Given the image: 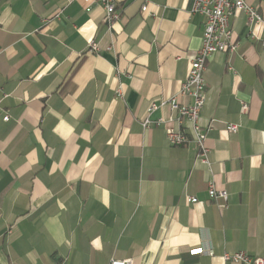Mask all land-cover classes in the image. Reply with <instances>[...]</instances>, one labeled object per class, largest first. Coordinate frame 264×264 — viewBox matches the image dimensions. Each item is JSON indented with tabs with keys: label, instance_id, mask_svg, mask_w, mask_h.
Instances as JSON below:
<instances>
[{
	"label": "crops",
	"instance_id": "obj_1",
	"mask_svg": "<svg viewBox=\"0 0 264 264\" xmlns=\"http://www.w3.org/2000/svg\"><path fill=\"white\" fill-rule=\"evenodd\" d=\"M147 1L142 12L144 0H116L109 28L98 0H0L2 264L264 257V29L238 11L236 49L206 62L207 166L195 145H170L164 125H141L151 103L179 90L204 17L193 0ZM246 2L264 18V0ZM209 181L226 201L209 199ZM199 246L213 255L190 253Z\"/></svg>",
	"mask_w": 264,
	"mask_h": 264
},
{
	"label": "built area",
	"instance_id": "obj_2",
	"mask_svg": "<svg viewBox=\"0 0 264 264\" xmlns=\"http://www.w3.org/2000/svg\"><path fill=\"white\" fill-rule=\"evenodd\" d=\"M71 1V0H68ZM91 2L94 0H83ZM104 11L103 22L111 28L119 19L120 13L116 8V0H98ZM148 1L144 0L141 11H147ZM191 12L200 14L204 17V27L201 43L194 56L189 59L188 72L185 79L181 82L179 90L170 97L161 100L158 104L151 103L147 108L146 116L142 119L141 125L146 128L151 123L164 125L166 139L172 146H182L193 144L197 149L196 158L201 163L210 165L208 159V147L205 144L207 133L212 129L211 125L203 126L200 123V114L204 105V93L206 84L204 71L208 58L217 52H233L237 45L231 41L230 18L242 11L247 17L249 24L261 26L264 29V18L249 5L246 0H193ZM55 16H58L56 14ZM252 37H256L250 32ZM258 38V37H256ZM260 47L264 53V39L258 38ZM95 49L94 44L91 45ZM231 69V67H229ZM118 94L121 93L117 89ZM186 97L189 103H183L179 99ZM166 107L169 110L167 116H159L155 120L149 118V114L155 109ZM248 106L242 102L240 112L246 113ZM4 115L3 119L7 120ZM239 125L226 123L225 128L228 132L234 133ZM207 195L209 199H223L226 201L228 193L225 188L218 186L214 181L207 183ZM187 200L191 203L197 202L196 197L189 196ZM225 206V205H223ZM222 206V207H223ZM191 254L213 255L210 246H199L190 249ZM223 261H231L242 264H264V257L250 256L244 251L224 252ZM0 264H2L0 262ZM107 264H131L130 259L112 258Z\"/></svg>",
	"mask_w": 264,
	"mask_h": 264
}]
</instances>
